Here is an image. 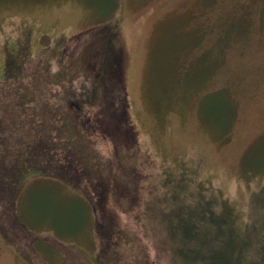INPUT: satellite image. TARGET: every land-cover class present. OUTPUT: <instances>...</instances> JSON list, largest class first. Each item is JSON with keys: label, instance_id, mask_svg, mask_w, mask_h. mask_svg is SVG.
Instances as JSON below:
<instances>
[{"label": "rangeland", "instance_id": "obj_1", "mask_svg": "<svg viewBox=\"0 0 264 264\" xmlns=\"http://www.w3.org/2000/svg\"><path fill=\"white\" fill-rule=\"evenodd\" d=\"M112 24L126 56L128 110L141 146L154 160L138 170V205L121 224L154 238V219L143 216L167 191L168 171L176 180L191 181L190 190L219 197L240 225L251 217L257 226L264 217V207L251 208L264 190V0H0V74L6 67L9 76L21 69L24 91L38 90L64 71L62 64L95 36L94 28ZM78 71L75 62L72 72ZM42 196L54 205L53 182L40 187L33 182L26 203L16 201L18 221L41 237L39 243L56 240L62 250L72 245L79 250L68 232L80 229L85 219L54 220V208L39 205ZM32 198L39 216H53L44 226L35 225L30 214ZM81 207L89 219V206ZM23 230L14 226L7 238L0 229V264H89L74 249L68 259L56 248L52 257L28 259L32 238L28 242ZM137 240L131 252L109 264H125L124 258L138 264L144 255ZM149 247L150 264H169Z\"/></svg>", "mask_w": 264, "mask_h": 264}, {"label": "trees", "instance_id": "obj_2", "mask_svg": "<svg viewBox=\"0 0 264 264\" xmlns=\"http://www.w3.org/2000/svg\"><path fill=\"white\" fill-rule=\"evenodd\" d=\"M100 26L94 28V37L76 48V57L62 64L64 71L38 90L24 91L21 69L9 76L6 67L0 74V229L7 238L14 226L24 229L25 239L32 238L28 259L52 257L54 248L60 252L62 248L54 243L58 241L39 243L41 237L16 216V201L26 203L33 182L40 187L51 181L54 205H46L43 196L39 205L53 207L54 220L85 219V225L68 233L80 247L76 250L71 244L74 253L89 264L120 261L137 239L144 255L138 264H150L149 244L152 254L166 256L169 264H264V217L257 226L251 217L242 226L219 197H208L202 188L190 190L191 181L176 180L168 171L167 191L154 198L143 216L154 219L153 228L149 223L154 238L146 232L141 237L121 224L138 205V170L154 160L141 146L139 129L128 110L127 65L119 28ZM26 44L21 56L27 53ZM75 62L80 69L77 75L72 72ZM221 81L228 84L223 76ZM105 146L108 149L102 152ZM263 199L264 190L252 199L251 208L262 212ZM31 200L35 225L44 226L53 216H39L36 200ZM82 203L89 206V219ZM73 249L65 248L60 257L67 258ZM123 263L130 264L126 258Z\"/></svg>", "mask_w": 264, "mask_h": 264}]
</instances>
